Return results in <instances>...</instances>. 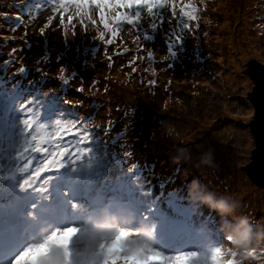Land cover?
Returning <instances> with one entry per match:
<instances>
[{
    "label": "rangeland",
    "instance_id": "obj_1",
    "mask_svg": "<svg viewBox=\"0 0 264 264\" xmlns=\"http://www.w3.org/2000/svg\"><path fill=\"white\" fill-rule=\"evenodd\" d=\"M15 1L0 0V37L13 35L8 29L15 24L13 12L17 8L15 12L20 11V14L15 17H24L25 24L29 25L28 39L32 43L30 49L19 54L21 59L26 57L24 64L29 68V80L21 83L18 77H13L19 60L17 65L7 68L4 77L5 67L0 65L1 136L7 131L4 157L0 154V218L12 208L2 190L6 163L15 165L32 154L52 152L62 161L61 177L80 180L84 194L96 198L98 185L104 184L105 188L111 189L114 180L124 183V175L117 177L115 163L107 162L104 171L111 172L110 176L95 184L90 179L93 170L80 169L83 164L98 162L105 155L101 146L118 153L114 146L122 144L120 148H130L138 160L127 157L119 167L136 170V180L155 184V191L161 194V210L177 216L180 209L186 208L193 214L196 225L213 227L225 239H230L232 227L241 219L246 218L253 226L249 250L238 249L227 239L229 249H224L226 240H219L213 243L218 250L211 255L212 264H264V188L253 183L245 170L256 149L251 133L255 110L248 96L255 87L251 69H259L257 64L264 65V0H194L201 10L200 18L198 22H192V32L182 33L185 37L182 50L177 49L178 55L170 60V68L160 62L167 55L165 38L158 32H151L145 11L141 23L145 31L155 37L147 43V47L154 50V61L147 60L146 52H140L145 59L134 65L135 73L128 61L137 54L132 44L137 33L130 26L124 25L120 32V41L129 51L114 56L109 68V61L103 54L104 46L97 40L99 33L94 27L89 26L85 34L77 24L72 36L69 25L66 43L58 19L54 20L46 30L45 46L38 28L52 14L47 0H17L16 5ZM177 2L179 5L180 0ZM29 6L39 11L35 22L27 15ZM168 16L170 18V10ZM197 23L198 31L195 30ZM167 27L165 24L166 30ZM24 31L21 27L15 32V42L0 39V51L6 54L12 47H21L20 36ZM249 48L252 51L246 50ZM114 51L115 46L108 48L109 55ZM4 58L0 55V60ZM61 65L62 72L59 71ZM37 67L46 71L37 73ZM165 68L167 70H163ZM73 72L77 74L75 79L71 75ZM95 80L100 81L98 86L93 84ZM150 80L157 82L155 87L149 86ZM66 81L71 83L65 91L78 87L83 81V95L65 97L61 89ZM56 96L60 97V107L64 110L52 116L51 128L34 125V113L43 106H48L49 113V104ZM26 101L31 104L22 107ZM65 105L69 107L65 108ZM217 105H222L221 111L214 110ZM190 123L206 124V127H201L198 132L196 128L188 127ZM67 129L71 132H65ZM107 138L114 141L102 144ZM154 149L161 154L152 155ZM209 153L211 162L205 163ZM142 194L147 197V203L135 209L131 223L116 220L110 236L92 255L98 258L95 262L132 264L133 258H139L141 262L136 264H173L168 258L180 255L183 259L176 264H201L195 255L185 259L181 254L164 253L161 257L165 259H160L155 255L157 251L149 246L139 256L129 252L124 242L139 239L138 229L148 225L147 213L155 199L150 202L149 190H142ZM209 195L214 200L226 199L234 206L233 211L221 214L203 203L201 197ZM168 198L170 203H163L162 200ZM75 208V217L71 220L77 221L84 231L98 217L104 216L102 211L92 210L93 204L79 202ZM196 209L205 212L199 214ZM207 212H211L215 220L204 216ZM154 226L155 223L148 226L150 232ZM61 234L65 236V233ZM7 241L0 242V260L9 250ZM81 247L70 253L71 264H80L77 259L83 255ZM52 261L69 264V255L54 257Z\"/></svg>",
    "mask_w": 264,
    "mask_h": 264
},
{
    "label": "snow or ice",
    "instance_id": "obj_2",
    "mask_svg": "<svg viewBox=\"0 0 264 264\" xmlns=\"http://www.w3.org/2000/svg\"><path fill=\"white\" fill-rule=\"evenodd\" d=\"M47 5L50 7L52 14L47 16L43 25L38 28V34L45 40V46L47 45L46 30L53 25L54 20L58 19V23L64 34L63 39L66 43L68 42L69 25H71L72 36L76 33L75 29L77 24L85 34L87 33L89 26H92L99 33L97 40L104 46L103 54L109 61V68L112 67L114 56L123 55L129 51L128 48L123 47V42L120 41V32L124 25L130 26V28L135 30L137 33L132 40V44L135 45L137 54L128 61V66L132 68L133 73L137 71L134 65L138 61H143L145 59L144 56L139 55L140 52H146L147 60L154 61V50L149 49L147 47V43L152 42L155 37L153 34H149V32L145 31L144 26L141 23L142 13L146 11L148 14L151 32H158L164 36L167 55L163 56L160 62L165 63L167 68H170V60H173L178 55L177 49L179 48L182 50V45L185 39L182 33L185 31H193L191 26L192 22H198L201 12L194 0H188L187 3L180 0L179 5L177 0H47ZM178 8L179 11H177ZM169 10L170 18L168 16ZM38 12L39 11L32 9L29 6L27 15L30 20L35 22L38 18ZM5 19H7L6 15ZM14 19L15 24L8 29V31L12 32L13 35H6L0 37V39L15 42L17 39L14 35L15 32H17L21 27H24L25 31L20 36V40L23 43L19 48L12 47L6 54L0 52V55L5 56L4 59L0 60V65L5 67L4 75L2 76L4 77L7 76V68L17 65V61L19 60V67H14L12 75L13 77H18L20 82L23 83L24 81L29 80V68L24 64L26 57L23 56V59H21V55L19 54L23 53L25 49H30L32 42L28 39L29 34L27 32V28L29 25L25 24L24 17L17 15ZM65 21H67V23ZM165 24L168 26L167 30L164 28ZM199 27L200 26L197 23L195 30L198 31ZM178 28L180 31H177ZM206 34L207 33H205V35ZM113 46H115L116 51H114L113 55H109L108 48ZM121 48H123V51H120ZM44 60L47 61L48 57L45 56ZM57 60H59V57ZM37 63L39 64L41 61H37ZM167 68L163 70H167ZM35 71L40 73L46 70L37 67ZM59 71H64L63 65L59 67ZM71 75L72 78L75 79L77 74L73 72ZM57 83L59 84L60 81L57 80ZM69 83H71V81H66L61 89L65 97L83 95V81H81V84L78 87L65 91V89L68 88ZM99 83V80H95L93 82L95 86H98ZM148 83L150 87H155L157 82L155 80H150ZM168 83L170 85L171 81ZM107 90L108 89H105V91ZM167 90L169 89H166V91ZM61 103L62 101L59 96L53 98L49 104V114L51 116H55L58 111L64 110L60 107ZM64 107L68 108L69 106L65 105ZM110 130L111 126H109V131ZM78 231L79 230L76 228L69 230V232L72 233ZM38 247V245H21L15 250V254L12 256L10 264H29L28 258L30 255L35 253ZM68 255L69 264H71L70 250ZM155 255L160 259H165L164 257H161L159 253H155ZM168 259H171L173 264H176V262L181 261L183 257L177 255Z\"/></svg>",
    "mask_w": 264,
    "mask_h": 264
},
{
    "label": "clouds",
    "instance_id": "obj_3",
    "mask_svg": "<svg viewBox=\"0 0 264 264\" xmlns=\"http://www.w3.org/2000/svg\"><path fill=\"white\" fill-rule=\"evenodd\" d=\"M211 153L208 154V159L205 160V163L211 162ZM193 190H195L196 185L193 184ZM203 203L208 204L213 209L218 210L221 214L231 213L233 211L234 206L229 204L226 199L214 200L210 195L201 197ZM125 223H131V217L124 221ZM116 219L115 217L104 215L101 218L97 219L94 223H92L87 230L85 231L84 236L81 239V259L87 260L90 259L92 255L97 251L100 243L107 239L112 230L115 228ZM139 239L136 240H128L124 242V246L129 250V252L134 256H139L142 250L151 245L152 234L149 230L148 225H142L138 229ZM230 239L232 244L241 250H249L252 246L253 236H254V228L249 223V221L245 219H241L237 225L232 227L230 233ZM43 251V249H41ZM55 255H59L56 253Z\"/></svg>",
    "mask_w": 264,
    "mask_h": 264
},
{
    "label": "water",
    "instance_id": "obj_4",
    "mask_svg": "<svg viewBox=\"0 0 264 264\" xmlns=\"http://www.w3.org/2000/svg\"><path fill=\"white\" fill-rule=\"evenodd\" d=\"M259 69H251L255 87L249 94L255 110L251 123V133L256 143L252 161L245 166L251 181L264 188V65L257 64Z\"/></svg>",
    "mask_w": 264,
    "mask_h": 264
},
{
    "label": "bare ground",
    "instance_id": "obj_5",
    "mask_svg": "<svg viewBox=\"0 0 264 264\" xmlns=\"http://www.w3.org/2000/svg\"><path fill=\"white\" fill-rule=\"evenodd\" d=\"M247 51H252V48H249V49H246ZM263 52H264V50H263ZM222 107V105H217L215 108H214V110L215 111H221V110H219L220 108ZM224 109V108H223ZM181 127H183V128H185L184 126H181ZM257 147V146H256ZM186 149V148H185ZM184 149V150H185ZM184 211L182 210L181 211V213H183ZM232 223V222H231ZM26 245V244H25ZM10 257H12V256H8V257H6L3 261H7V259H9ZM93 259H97V258H95L94 256H91V258L90 259H88V260H83V259H81V256H79L78 257V259H77V261L80 263V264H93ZM45 261V260H44ZM62 261V260H61ZM61 261H59L58 263H56V262H53L52 260H50L49 262H46V264H60L61 263ZM61 264H66L65 262H62ZM95 264H97V263H95Z\"/></svg>",
    "mask_w": 264,
    "mask_h": 264
},
{
    "label": "trees",
    "instance_id": "obj_6",
    "mask_svg": "<svg viewBox=\"0 0 264 264\" xmlns=\"http://www.w3.org/2000/svg\"><path fill=\"white\" fill-rule=\"evenodd\" d=\"M193 127V128H196L197 130L196 131H198V132H200L201 131V127H206V124H197V123H193V124H188V127ZM198 138H199V136L197 137V140H198ZM158 148H160V149H165V147H161V146H159ZM184 150V149H183ZM185 151V150H184ZM142 152H143V149H142ZM152 153V155H160L161 153H160V151L158 150V149H154L153 150V152H151ZM194 172H196V171H194Z\"/></svg>",
    "mask_w": 264,
    "mask_h": 264
}]
</instances>
